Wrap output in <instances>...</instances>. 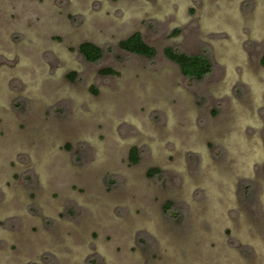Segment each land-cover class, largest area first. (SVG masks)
I'll return each mask as SVG.
<instances>
[{
	"label": "rangeland",
	"instance_id": "374dc122",
	"mask_svg": "<svg viewBox=\"0 0 264 264\" xmlns=\"http://www.w3.org/2000/svg\"><path fill=\"white\" fill-rule=\"evenodd\" d=\"M263 57L264 0H0V264H264Z\"/></svg>",
	"mask_w": 264,
	"mask_h": 264
},
{
	"label": "trees",
	"instance_id": "16d2710c",
	"mask_svg": "<svg viewBox=\"0 0 264 264\" xmlns=\"http://www.w3.org/2000/svg\"><path fill=\"white\" fill-rule=\"evenodd\" d=\"M118 48L126 53L148 58L153 57L155 53L154 49L144 42L139 33H133L124 40H121L118 43ZM78 52L89 63H98L102 57V50L91 43L80 44ZM163 53L169 61L175 63L180 68L182 75L189 80L200 81L211 73V62L205 55H188L172 48H165ZM262 63L264 64V57ZM101 74H113V71L106 68L101 70ZM129 159L132 163H137L138 154L136 148H132L129 151ZM158 174L159 170L157 169H151L148 172V176L151 177ZM171 207V203H166L163 211L169 213Z\"/></svg>",
	"mask_w": 264,
	"mask_h": 264
}]
</instances>
